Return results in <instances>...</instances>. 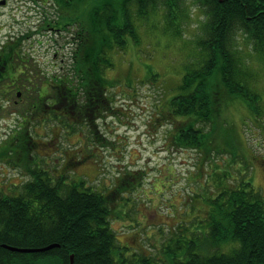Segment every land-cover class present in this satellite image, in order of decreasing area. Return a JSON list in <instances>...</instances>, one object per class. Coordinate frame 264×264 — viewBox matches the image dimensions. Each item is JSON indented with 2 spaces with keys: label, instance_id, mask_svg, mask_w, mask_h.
Wrapping results in <instances>:
<instances>
[{
  "label": "rangeland",
  "instance_id": "obj_1",
  "mask_svg": "<svg viewBox=\"0 0 264 264\" xmlns=\"http://www.w3.org/2000/svg\"><path fill=\"white\" fill-rule=\"evenodd\" d=\"M96 2L84 0L68 11L72 17L82 16L86 20ZM157 2L158 7L146 18H139L136 6H131L139 44L129 40L123 50L109 52L113 67L105 71V76L116 86L110 92L113 112L96 120L98 136L77 114L66 116L58 106L50 115L39 113L33 132L29 131L39 141V169L50 175L64 172L70 181H86L98 192L119 190L118 202L113 207L122 199L116 211L121 219H113L112 227L117 233L118 247L128 249L115 250L120 264H138L139 256L134 250L151 255L157 264H168L165 255L168 245H174L173 228L178 230L177 240L181 241L178 232L185 225L190 227L189 232H195L197 221L206 220L213 209L215 187L226 188L229 176H238V183L250 179L264 199V57L255 51L259 44L246 38L244 32L236 35L251 89L261 97L259 111L251 113L244 100H234L222 109L215 127L205 128H209L204 139L206 155L201 150L174 147L171 135L175 137L182 119L170 116L169 103L179 93L186 69L199 67L203 59L198 42L206 37L207 18L197 2L187 0L172 28L163 0ZM26 7L17 14L16 23L8 16L0 18L1 40L10 30L28 33L40 25L41 21L26 14ZM71 16L64 21L71 24ZM57 17L55 8L54 19ZM76 32V26L61 33L50 31L23 44L37 46L41 61L46 56L41 58V51L49 47L50 67H39L49 68L56 79L62 78L72 68L70 53L74 46L69 40ZM55 54L58 56L54 57ZM68 121L73 129L68 128L67 133ZM26 127L24 117L0 116V146L10 135L14 146L13 140H19ZM231 153L237 157L233 159ZM24 177L10 161L0 162V190L6 194L14 184L27 179ZM187 240L190 237L183 242ZM233 246L238 248L234 244L222 251L230 253Z\"/></svg>",
  "mask_w": 264,
  "mask_h": 264
},
{
  "label": "trees",
  "instance_id": "obj_2",
  "mask_svg": "<svg viewBox=\"0 0 264 264\" xmlns=\"http://www.w3.org/2000/svg\"><path fill=\"white\" fill-rule=\"evenodd\" d=\"M55 1L61 13L56 23H62L66 11L80 6L84 0ZM96 1L86 20L67 14L68 20L70 16L72 19L67 26L77 27L76 35L69 40L74 46L70 53L72 68L66 74L72 78L71 82L66 84L56 80L47 87L49 97L54 98L56 104L48 109L39 103L37 116L27 118L21 138L13 140L16 143L24 146L33 137L29 131L33 132L31 129L39 113L50 115L55 106L61 107L66 116L77 114L95 137L98 136L96 120L113 112V94L110 92L116 86L105 76V71L113 67L109 52L123 50L129 40L135 44L140 42L131 6H136L139 18H146L155 11L158 2ZM186 1L163 0L172 28ZM194 1L207 18L206 37L198 42L203 59L199 67L186 69L179 93L170 100V116L173 114L182 119L171 139L174 147L201 150L206 155L205 132L216 126L222 109L230 102L242 99L251 113L259 111L261 97L251 89L246 63L236 46V35L244 32L246 38L259 44L255 51L264 57V0ZM175 33L180 35L179 30ZM44 94L46 96L47 91ZM72 126L70 121L65 124L67 133ZM79 134L82 136L81 132ZM11 139L12 135L5 140L10 141L7 152L12 151L14 142ZM33 140L39 144L36 137ZM230 155L233 159L237 157L234 153ZM29 161L24 160L18 166L28 176L19 184L22 187L12 188L18 193L0 194V245L23 249L52 244L59 247L46 252L20 253L0 246V264H52L53 261L71 264L72 256L74 264H120L114 256L115 250L128 249L118 247L117 233L112 227L113 219H121L116 216L122 205L121 197L113 207L118 202L119 190L98 192L86 181H70L64 172L50 175L39 169V163L31 165ZM237 178L235 175L234 179L227 177L226 188L215 187L217 196L212 201L213 209L206 220L197 221L195 232H189L188 225L178 232L183 241L186 237L190 240H177L178 230L173 228L174 245H168L165 255L168 264H264V199L250 179L238 183ZM234 244H238V248L233 246L230 253L222 251ZM134 254L139 256L138 264H157L155 258L146 256L145 252L134 250Z\"/></svg>",
  "mask_w": 264,
  "mask_h": 264
},
{
  "label": "flooded vegetation",
  "instance_id": "obj_3",
  "mask_svg": "<svg viewBox=\"0 0 264 264\" xmlns=\"http://www.w3.org/2000/svg\"><path fill=\"white\" fill-rule=\"evenodd\" d=\"M23 6H28L26 7L27 15H33V18L41 21V23L37 25L35 31L17 34L15 31L10 30L3 37L4 40L0 39V116L10 115L32 119V117H36L39 111V103L48 109L54 107V98L49 97L47 87L54 84L56 80L59 83L69 84L72 78L65 75L56 79L55 75L49 72V68L43 70L39 67V64L50 67L49 47L43 48L41 51V58L46 55L44 61H41L38 47L32 44L24 46L23 43L41 36L42 33L48 34L50 31L66 32L69 23L65 21L56 23L54 19L55 8L57 15L61 13L55 0H0V18L8 16L16 23L18 19L16 16L22 12ZM66 12L62 16L63 20L68 19L67 14H69V11ZM6 27L5 25L4 28ZM1 30L2 27H0V32ZM57 56V54L54 55V57ZM70 60L72 61L71 58ZM62 63H65V59H62ZM77 80L80 79L77 78ZM39 86H41L40 89ZM39 93L40 98L38 97ZM44 101L46 102L44 103ZM2 145L4 149L3 147L0 149V162L10 161V164L17 168L22 165L24 160H30L31 165L38 163L37 142L33 140V137L27 140L24 146L18 142L15 143L14 146H11L12 151L9 152L6 148L10 145V141H6ZM6 168L8 167L6 166ZM18 169L24 173L23 168ZM19 184H14L13 187ZM5 192L0 190V194ZM8 192L10 194L18 193V191L12 189Z\"/></svg>",
  "mask_w": 264,
  "mask_h": 264
},
{
  "label": "water",
  "instance_id": "obj_4",
  "mask_svg": "<svg viewBox=\"0 0 264 264\" xmlns=\"http://www.w3.org/2000/svg\"><path fill=\"white\" fill-rule=\"evenodd\" d=\"M1 247L5 248V249H8L10 251H14V252H20V253H36V252H46V251H49L51 249H54L56 247H59L58 244H52V245H49L47 247H44V248H38V249H23V248H15V247H11V246H8L6 244H3V245H0ZM71 264H74V257L72 256L71 257Z\"/></svg>",
  "mask_w": 264,
  "mask_h": 264
}]
</instances>
